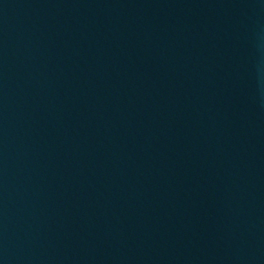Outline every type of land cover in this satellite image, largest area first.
<instances>
[{
  "label": "water",
  "instance_id": "1",
  "mask_svg": "<svg viewBox=\"0 0 264 264\" xmlns=\"http://www.w3.org/2000/svg\"><path fill=\"white\" fill-rule=\"evenodd\" d=\"M0 264H264V0H0Z\"/></svg>",
  "mask_w": 264,
  "mask_h": 264
}]
</instances>
